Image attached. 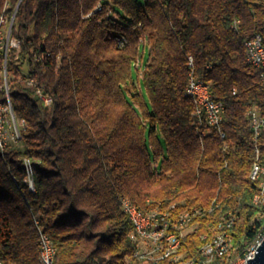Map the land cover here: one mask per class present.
<instances>
[{
	"label": "trees",
	"instance_id": "trees-1",
	"mask_svg": "<svg viewBox=\"0 0 264 264\" xmlns=\"http://www.w3.org/2000/svg\"><path fill=\"white\" fill-rule=\"evenodd\" d=\"M256 33L264 37V0H21L7 69L24 123L0 149L4 264H39V228L56 247L53 264H127L135 243L123 197L144 210L202 208L198 231L183 238L194 257L231 210L243 249L260 227L245 115L254 106L264 117V68L244 56ZM191 73L224 104V138L194 115Z\"/></svg>",
	"mask_w": 264,
	"mask_h": 264
},
{
	"label": "bare ground",
	"instance_id": "bare-ground-1",
	"mask_svg": "<svg viewBox=\"0 0 264 264\" xmlns=\"http://www.w3.org/2000/svg\"><path fill=\"white\" fill-rule=\"evenodd\" d=\"M244 56L248 64L257 68H264V37L262 34L256 33L254 36L244 41ZM262 76L264 77V71L262 72ZM192 82L193 73L190 74L186 89L188 95L189 87H192ZM3 89L5 90V95L2 94ZM38 93L43 100V93H40L39 90ZM9 95L10 93L8 85H1L0 99L2 101H9ZM253 109H255L254 106L249 107L245 115L252 130L253 141L255 143V160L252 164L250 177L259 184V189L253 196V202L260 207L257 218L260 222V225H262V222L264 224V126H259L258 128L257 121L253 118ZM209 113L211 115H218V106L210 105L209 112H202V122L206 123L212 128V117ZM215 130L218 131L222 138L225 137V131L222 129V127H215ZM27 168L28 172H31L29 164H27ZM28 182L30 188L33 189L32 181L28 180ZM124 200L125 204L130 209L124 208ZM122 206L133 225L130 236L134 243H147L148 233L140 229L139 224H137V217H132V210L140 211V213L144 214V217H153V210H144L143 208L138 207L128 197L122 198ZM175 211L176 221L181 222L178 237L176 239V250L172 251L174 237L171 236V233L174 229L173 218L175 216ZM201 211L202 208H196L194 211H190L189 217H187V210H178L175 204L166 207L162 206L161 209L156 210V217L162 218V220H164L158 230V238H164L162 242V248H157L153 252V260L160 261L151 262V258H144V261H141V263L138 264H233L236 260L240 259L241 254H243L246 249L255 248V243L262 242L264 239V227H259L253 239L248 241L243 249L239 250L237 246H235V238L233 235V228L236 223V214L231 210H226L222 212L210 226L209 234L202 235V238H204L205 241L199 249V256H190L183 244V238L186 235H190V228L194 225V222L195 233L198 231L199 222H197V216ZM214 243L215 247H221L219 251H217V254L216 249H209V251H207L208 248L212 247ZM55 253L56 247H50L47 254V240L44 238L42 228H39V264H53ZM132 258L133 254L128 257V259ZM0 264H4V260L1 257ZM127 264H131V261H127Z\"/></svg>",
	"mask_w": 264,
	"mask_h": 264
},
{
	"label": "built area",
	"instance_id": "built-area-1",
	"mask_svg": "<svg viewBox=\"0 0 264 264\" xmlns=\"http://www.w3.org/2000/svg\"><path fill=\"white\" fill-rule=\"evenodd\" d=\"M21 0H18L15 4H11L9 0H5L2 9L0 10V87L1 85H8V57L9 51L11 49H19L20 41L13 35V29L15 26L16 15L19 9ZM145 42V41H143ZM136 66H143L140 62V57L136 61ZM30 84L33 83V79L28 80ZM40 93H43L39 89ZM189 96L194 102V115L196 116L199 124H202V112H209L210 105L218 106V115H211L212 117V128L222 127L223 113H224V104L220 101H216L212 98L209 85L203 79L195 76L193 74L192 87H189ZM43 101L47 104L51 103L50 96L43 93ZM254 110V120L257 121V126H264V117L261 114L260 110L255 107ZM24 120L19 119L14 112L11 97L9 95V101H2L0 99V149H4L9 143L18 142L21 138V126L23 125ZM259 146V138H258ZM30 173V172H29ZM28 180L32 181L31 177H28ZM124 208L130 209L125 204ZM162 206L158 205L153 208V217H144V214L140 211L132 210V217H137V224L144 232L148 233L147 243H135V250L133 253L132 259H127L131 261V264H138L141 261H144V258H151V262H156L160 260H153V252L157 248H162V242L164 238H158V230L161 226V223L164 221L162 218L156 217V210L161 209ZM178 210H187V217H189V212L194 211V209H179ZM174 229L172 230L171 236L174 237L173 250H176V239L178 237L180 222L176 221V211L173 218ZM199 222V221H197ZM260 227H264L262 225ZM43 230V229H42ZM195 233V222L194 225L190 228V234ZM44 238L47 240V254L50 247H55L52 238L49 234L43 230ZM262 242L255 243V248L246 249V251L241 254L240 259L236 260L233 264H249L250 259L257 252L258 247ZM223 244V243H222ZM221 247H215V243L209 249H216L219 251ZM215 257V256H214ZM206 264V263H205Z\"/></svg>",
	"mask_w": 264,
	"mask_h": 264
},
{
	"label": "rangeland",
	"instance_id": "rangeland-1",
	"mask_svg": "<svg viewBox=\"0 0 264 264\" xmlns=\"http://www.w3.org/2000/svg\"><path fill=\"white\" fill-rule=\"evenodd\" d=\"M143 43L146 44V46L144 47V49L142 48V50H141V56L142 57L140 56V62L142 63L143 66L137 67L138 70L140 71L139 72L140 73V79H141V74H142V71H143V67H144V65H145V63L147 61L148 55H149L148 43L147 42H143ZM135 76H136V74H135ZM139 85H140V88H141L143 94L146 95V92H145V89H144L142 83H140Z\"/></svg>",
	"mask_w": 264,
	"mask_h": 264
},
{
	"label": "water",
	"instance_id": "water-1",
	"mask_svg": "<svg viewBox=\"0 0 264 264\" xmlns=\"http://www.w3.org/2000/svg\"><path fill=\"white\" fill-rule=\"evenodd\" d=\"M249 264H264V239L255 255L250 259Z\"/></svg>",
	"mask_w": 264,
	"mask_h": 264
}]
</instances>
